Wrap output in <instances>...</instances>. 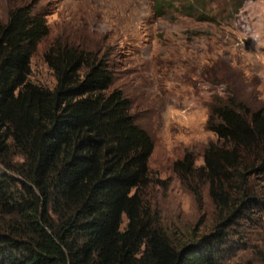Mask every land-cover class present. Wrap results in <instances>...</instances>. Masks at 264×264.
Listing matches in <instances>:
<instances>
[{
    "label": "trees",
    "instance_id": "obj_1",
    "mask_svg": "<svg viewBox=\"0 0 264 264\" xmlns=\"http://www.w3.org/2000/svg\"><path fill=\"white\" fill-rule=\"evenodd\" d=\"M205 1L180 6L213 21ZM244 1L229 0L223 13ZM176 8L153 0L159 17ZM48 34L31 3L0 24V264H243L246 251L255 260L246 264H264V112L231 96L209 104L206 128L216 141L202 165L185 153L174 171L196 201L206 187L213 224L177 246L143 201L153 141L113 88L108 60L52 47L45 61L55 88L30 81Z\"/></svg>",
    "mask_w": 264,
    "mask_h": 264
},
{
    "label": "rangeland",
    "instance_id": "obj_2",
    "mask_svg": "<svg viewBox=\"0 0 264 264\" xmlns=\"http://www.w3.org/2000/svg\"><path fill=\"white\" fill-rule=\"evenodd\" d=\"M173 1L179 10L159 17L153 0H0V24L27 3L46 16L49 34L32 56L30 81L47 88L56 86L45 61L52 47L108 60L113 88L129 99L135 123L153 141L143 201L179 246L213 224L206 187L198 202L174 171L185 153L202 165L203 151L216 141L206 128L209 104L231 96L250 112H264V0H245L234 14L230 3L223 13L229 0H206L213 21H198L185 14V0ZM239 256L243 264L255 262L249 251Z\"/></svg>",
    "mask_w": 264,
    "mask_h": 264
}]
</instances>
